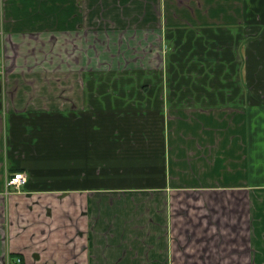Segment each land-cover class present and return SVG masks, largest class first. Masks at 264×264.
<instances>
[{
  "label": "crops",
  "instance_id": "crops-1",
  "mask_svg": "<svg viewBox=\"0 0 264 264\" xmlns=\"http://www.w3.org/2000/svg\"><path fill=\"white\" fill-rule=\"evenodd\" d=\"M58 12L39 47H63L65 111L0 73V264H264V0Z\"/></svg>",
  "mask_w": 264,
  "mask_h": 264
},
{
  "label": "rangeland",
  "instance_id": "rangeland-1",
  "mask_svg": "<svg viewBox=\"0 0 264 264\" xmlns=\"http://www.w3.org/2000/svg\"><path fill=\"white\" fill-rule=\"evenodd\" d=\"M52 10H57V12ZM59 10L64 11V0H1L0 20L7 38L4 39L6 42H3L2 46L3 58L2 61L0 58V73L2 76L7 75L9 97L13 99L11 101L20 102L18 99L22 97V90H26L24 91L25 100L31 101L37 107L49 106L65 111V107L69 105V101L64 100L66 96L63 89L64 80L58 78L63 76V62L61 61L63 47L60 49L61 54L56 57V63L49 62L47 54L45 58V47H39L40 44L49 42L50 29L45 26L54 22L57 30H61L59 24L63 16L58 15ZM29 22L34 23V26L22 27L23 24ZM57 32L63 38V32ZM34 48L35 51H33ZM92 80L96 82L98 78L94 77ZM15 89H20L17 94H15ZM78 98L81 103V96L78 95ZM86 99H89V95ZM94 233L92 232L93 237L90 238L92 250H102V244L111 239L104 240L100 233ZM200 252L208 253L213 250H192V252L189 250L187 254L181 252L179 256L186 259H197L200 257ZM228 252L230 250H217L216 254L218 257H223ZM109 256L112 257V255Z\"/></svg>",
  "mask_w": 264,
  "mask_h": 264
},
{
  "label": "built area",
  "instance_id": "built-area-1",
  "mask_svg": "<svg viewBox=\"0 0 264 264\" xmlns=\"http://www.w3.org/2000/svg\"><path fill=\"white\" fill-rule=\"evenodd\" d=\"M25 181L26 176L21 172L7 176L5 180L6 190H9V188H19ZM8 264H21L20 258L16 256L12 261H8Z\"/></svg>",
  "mask_w": 264,
  "mask_h": 264
},
{
  "label": "bare ground",
  "instance_id": "bare-ground-1",
  "mask_svg": "<svg viewBox=\"0 0 264 264\" xmlns=\"http://www.w3.org/2000/svg\"><path fill=\"white\" fill-rule=\"evenodd\" d=\"M17 257H19V258H20V260H21V257H20V256H17Z\"/></svg>",
  "mask_w": 264,
  "mask_h": 264
}]
</instances>
